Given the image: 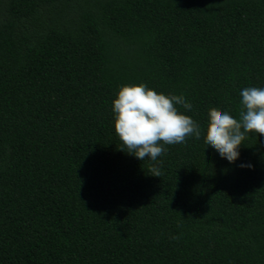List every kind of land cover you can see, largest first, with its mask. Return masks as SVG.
Wrapping results in <instances>:
<instances>
[{"label": "trees", "instance_id": "1", "mask_svg": "<svg viewBox=\"0 0 264 264\" xmlns=\"http://www.w3.org/2000/svg\"><path fill=\"white\" fill-rule=\"evenodd\" d=\"M0 264H264V0H0Z\"/></svg>", "mask_w": 264, "mask_h": 264}]
</instances>
